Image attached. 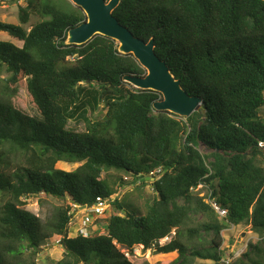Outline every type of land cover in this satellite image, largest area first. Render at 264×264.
<instances>
[{"label":"trees","instance_id":"trees-1","mask_svg":"<svg viewBox=\"0 0 264 264\" xmlns=\"http://www.w3.org/2000/svg\"><path fill=\"white\" fill-rule=\"evenodd\" d=\"M26 4L20 23L40 18L29 32L0 22V32L21 44L0 40V73L10 75L0 81V264H39L42 247L56 236L64 256L54 264H133L122 250L133 255L137 247L175 254L169 264H225V230L264 233V0H122L114 11L137 38L154 39L183 89L201 98L204 111L186 119L156 112L161 94L124 82L147 72L114 40L66 44L69 31L87 20L81 8L69 0ZM24 80L36 116L13 104ZM102 105L104 119H86ZM79 117L84 132L68 128ZM59 163L82 165L66 172ZM111 171L133 178L131 185L153 186L156 197L144 213L114 198L102 179ZM43 194L88 209L108 200L118 214L105 235L69 238L72 206L45 224L25 209V200ZM232 264H264V251L250 244Z\"/></svg>","mask_w":264,"mask_h":264},{"label":"rangeland","instance_id":"rangeland-1","mask_svg":"<svg viewBox=\"0 0 264 264\" xmlns=\"http://www.w3.org/2000/svg\"><path fill=\"white\" fill-rule=\"evenodd\" d=\"M27 0H11L8 3L0 5V22L5 24H13L16 26H21L28 32L36 23L40 21V18L37 16H32L29 25H23L19 21V11L20 8L26 7ZM0 40L5 42H13L17 46H21L20 43L13 41L8 34L0 32ZM7 72L0 73V81L9 78ZM2 84V83H1ZM18 93L13 100L14 106L22 111L23 113L29 116L38 115L33 99L28 91V86L26 81L20 82L15 86ZM107 111L104 108V105L101 106V112L91 113L89 112L86 115L87 120L99 121L104 119ZM68 128L75 132H84L86 130V122L83 118H78L69 123ZM205 154L208 153V150L202 146L200 149ZM82 164L66 165L64 163H59L57 168L64 170L66 172H73L77 170ZM124 174H119L116 172L103 173L102 179H107L115 189L117 194L114 198L120 199L122 202L127 205L132 204L142 213L145 212V205L153 200L156 197L153 186L148 183L145 186L139 187L136 185H131L133 183V178L127 177ZM121 179L125 180L127 185H121ZM26 206L25 209L36 215L40 218L41 222L45 224L50 220L54 214L58 212L61 208H66L69 203L68 201L55 199L53 197H48L46 195H40L35 198L25 200ZM72 206V213H75V222L69 227V238H76V230H79L84 224V216L80 212L82 209H77L75 205ZM129 207V206H128ZM84 210H82L83 212ZM130 211V210H127ZM118 214V212L111 207L107 214L96 220L94 226L90 228L91 232H101L95 233L94 235H105L106 228L108 226V219L113 215ZM97 230V231H96ZM224 240V250H225V264H232L235 260L240 258L243 254L249 251V245H259L264 251V233L259 231L251 230L247 226H239L234 229L230 228L229 230L223 233ZM61 238L54 237L53 239L47 241L42 247V252L38 257L39 264H54L63 259L64 248L62 247ZM127 252L126 250H122ZM176 258V255L161 256L156 255L152 251H143V247H137L133 255H130L129 259L133 264H169ZM196 263L202 264H215L211 261H200L197 260Z\"/></svg>","mask_w":264,"mask_h":264},{"label":"water","instance_id":"water-1","mask_svg":"<svg viewBox=\"0 0 264 264\" xmlns=\"http://www.w3.org/2000/svg\"><path fill=\"white\" fill-rule=\"evenodd\" d=\"M69 1L83 10L87 20L69 31L67 45L83 46L97 36L112 39L117 42L120 54L132 55L147 72L146 76L127 75L124 82L140 91L161 94L162 98L154 104L156 112H167L186 119L198 110L204 111L201 98L190 96L167 64L157 56L154 39L146 43L137 38L113 15L122 0Z\"/></svg>","mask_w":264,"mask_h":264},{"label":"built area","instance_id":"built-area-1","mask_svg":"<svg viewBox=\"0 0 264 264\" xmlns=\"http://www.w3.org/2000/svg\"><path fill=\"white\" fill-rule=\"evenodd\" d=\"M259 148L262 149L264 151V141L259 142ZM161 173V170H157L153 173H151V176L157 177L159 174ZM154 180V179H152ZM205 187V185L201 184L199 185L197 191L203 189ZM212 208L222 217V218H226L227 217V211L225 209H223L216 200H213L210 202ZM76 206V205H75ZM77 209H82V207L76 206ZM111 208V202L108 200H99L97 204H95L94 206H92L90 209H88L86 207V209L82 212V210H80L81 213L86 214L84 216V224L83 226L79 229L76 230V237H90L93 236L95 233H101V232H91L90 228H92L95 224L94 222L102 217H104L107 212L110 210ZM73 218H72V223L71 225L76 221L75 220V213H72ZM232 229H234L235 227H230ZM229 230V229H227ZM226 230V231H227ZM97 231V230H96ZM171 241V238H166L164 240H162L160 242V245H165L167 243H169ZM126 257H130V254L128 252H124Z\"/></svg>","mask_w":264,"mask_h":264},{"label":"clouds","instance_id":"clouds-1","mask_svg":"<svg viewBox=\"0 0 264 264\" xmlns=\"http://www.w3.org/2000/svg\"><path fill=\"white\" fill-rule=\"evenodd\" d=\"M152 180V179H151ZM83 210V209H82ZM71 226V225H70ZM230 229V228H229ZM226 231V230H225ZM224 231V232H225ZM171 238V237H170ZM61 244H62V240H61V242H60ZM168 244V243H167ZM119 249H121V247L119 246ZM123 252V251H122ZM128 252V251H127ZM124 253V252H123ZM129 253V252H128ZM128 258V257H127Z\"/></svg>","mask_w":264,"mask_h":264}]
</instances>
